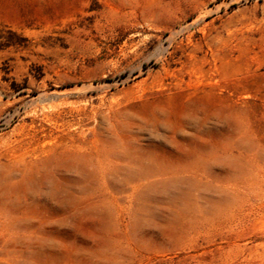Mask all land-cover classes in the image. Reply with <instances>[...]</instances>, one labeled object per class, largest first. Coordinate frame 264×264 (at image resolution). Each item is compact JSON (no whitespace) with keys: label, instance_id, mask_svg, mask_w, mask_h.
<instances>
[{"label":"rangeland","instance_id":"rangeland-1","mask_svg":"<svg viewBox=\"0 0 264 264\" xmlns=\"http://www.w3.org/2000/svg\"><path fill=\"white\" fill-rule=\"evenodd\" d=\"M0 264H264V0H0Z\"/></svg>","mask_w":264,"mask_h":264}]
</instances>
